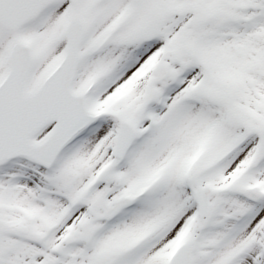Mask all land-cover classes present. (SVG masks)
Instances as JSON below:
<instances>
[{
    "label": "snow or ice",
    "instance_id": "obj_1",
    "mask_svg": "<svg viewBox=\"0 0 264 264\" xmlns=\"http://www.w3.org/2000/svg\"><path fill=\"white\" fill-rule=\"evenodd\" d=\"M0 264H264V0H0Z\"/></svg>",
    "mask_w": 264,
    "mask_h": 264
}]
</instances>
